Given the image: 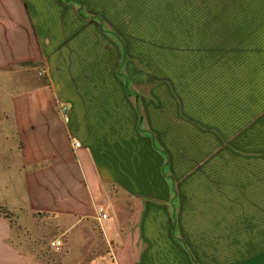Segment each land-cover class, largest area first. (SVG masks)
I'll use <instances>...</instances> for the list:
<instances>
[{"label":"crops","instance_id":"1","mask_svg":"<svg viewBox=\"0 0 264 264\" xmlns=\"http://www.w3.org/2000/svg\"><path fill=\"white\" fill-rule=\"evenodd\" d=\"M0 72L25 90L2 131L14 210L65 237L30 251L0 215V264L76 243L81 264H201L186 197L224 254L235 229L264 245V0H0Z\"/></svg>","mask_w":264,"mask_h":264},{"label":"rangeland","instance_id":"2","mask_svg":"<svg viewBox=\"0 0 264 264\" xmlns=\"http://www.w3.org/2000/svg\"><path fill=\"white\" fill-rule=\"evenodd\" d=\"M41 71V70H40ZM36 77L39 72V68L35 69ZM109 74L107 73V76ZM12 76L10 74H4L0 72V206L9 209L12 213V227H13V239L12 241L16 244H19L25 249H29L33 251L34 249H48L52 248L53 251L51 253H56L54 247L51 246V242L56 239L59 235L54 228H44L42 222L37 221V226L41 227L42 229L37 230L33 228L32 221L35 220L34 214H23L21 211H15L14 207L17 206H24L23 199L19 197L25 193V188L22 180V176L19 173V162L18 157L14 156L11 161L13 162V166L8 173V169L6 165H3L4 157V140L2 131H5V126L7 124V117L5 115H12L13 110L15 108V97L18 96L19 93L24 92V88H20L15 86V84H11L8 82V78ZM14 76V75H13ZM39 76V75H38ZM43 78V76H41ZM38 79H40L38 77ZM140 91V90H139ZM63 111L64 108L67 109V106H60ZM66 112V111H65ZM68 116V114H66ZM144 118V114L141 115ZM7 129V128H6ZM8 131V130H7ZM15 140L13 137L11 138V143L14 146ZM17 164V165H16ZM190 174H187L184 180L181 181L184 188L192 189L194 188L193 177H189ZM187 202L185 203V211L181 214V220L184 221V234L187 236L188 241L191 245L196 246V250L199 252L201 256V264H264V245H257V244H245L240 241L241 238V230L235 229L234 230V237L233 245H229L228 248L230 251L228 254H224L222 248L225 246L218 244H211L210 243V236H207V231L209 229H195V219H194V212H193V199L192 197H186ZM11 205V206H9ZM14 210V211H13ZM18 213V214H17ZM20 216V220L19 217ZM38 219V218H37ZM202 219L204 220V215H202ZM19 221V222H18ZM29 221L27 224L28 228H21V223H25ZM14 223V224H13ZM20 224V225H19ZM222 232V230H220ZM225 231V230H223ZM263 232V230H260ZM24 232V233H22ZM258 230H255L257 233ZM20 242H18V235ZM25 234V235H24ZM210 234V233H209ZM252 236V235H251ZM257 236V235H256ZM195 237V238H193ZM197 237H201V239H197ZM221 237V234H219ZM61 240H65V237H59ZM239 238V239H238ZM205 239L209 244H205ZM22 240L24 241V245H21ZM252 240V239H251ZM216 242V241H215ZM38 245V246H37ZM81 244L76 243L72 251L67 254L68 244L66 246L60 248V255L62 260L66 261V264H81ZM232 249V251H231ZM71 250V249H70ZM66 257V258H65ZM33 262H31L32 264ZM59 264L58 261H49L48 259H43L41 262L37 259V264Z\"/></svg>","mask_w":264,"mask_h":264},{"label":"built area","instance_id":"3","mask_svg":"<svg viewBox=\"0 0 264 264\" xmlns=\"http://www.w3.org/2000/svg\"><path fill=\"white\" fill-rule=\"evenodd\" d=\"M64 110L66 111L67 109L64 108ZM65 119L66 120H69V116H66ZM74 145L75 146H79L80 145V142L77 141V140H75ZM98 213H99V219L107 218V216H108L107 213H106V211H105L104 206H102V205H100L98 207ZM61 244H62V240L60 238H58V239L54 240L51 243V246H53V247H59Z\"/></svg>","mask_w":264,"mask_h":264},{"label":"trees","instance_id":"4","mask_svg":"<svg viewBox=\"0 0 264 264\" xmlns=\"http://www.w3.org/2000/svg\"><path fill=\"white\" fill-rule=\"evenodd\" d=\"M12 213H11V211L9 209L0 206V215H3L7 219H9L10 222H11V225H12Z\"/></svg>","mask_w":264,"mask_h":264}]
</instances>
